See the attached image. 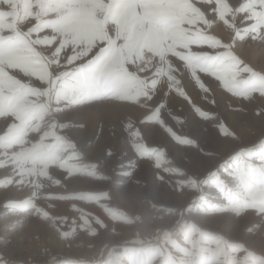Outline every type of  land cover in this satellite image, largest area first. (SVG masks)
<instances>
[{
  "label": "rangeland",
  "instance_id": "obj_1",
  "mask_svg": "<svg viewBox=\"0 0 264 264\" xmlns=\"http://www.w3.org/2000/svg\"><path fill=\"white\" fill-rule=\"evenodd\" d=\"M8 1L0 3V29L34 31V23L23 26L30 5ZM207 1L225 24L233 18L236 37L240 12L250 15L249 29L264 20V0L260 7L254 0L235 7ZM202 2L59 0L60 30L88 47H41L43 59L23 46L0 51L3 264H197L192 237L223 229L253 236L250 244L231 239L252 254V264H264V71L230 48ZM251 42L264 49L258 37ZM93 47L108 51L93 62ZM216 79L222 92L209 84ZM104 100L114 111L82 126L91 133L87 143L70 135L77 125L57 120ZM114 101L129 107L115 109ZM209 188L219 189V201ZM111 203L125 222L107 214ZM152 209L159 219L140 236L135 216ZM133 240L148 246L120 244ZM240 258L225 262L244 264Z\"/></svg>",
  "mask_w": 264,
  "mask_h": 264
},
{
  "label": "bare ground",
  "instance_id": "obj_2",
  "mask_svg": "<svg viewBox=\"0 0 264 264\" xmlns=\"http://www.w3.org/2000/svg\"><path fill=\"white\" fill-rule=\"evenodd\" d=\"M202 2V0H198V2ZM233 1V2H232ZM258 6L260 7V3L261 0H254ZM232 7H235L240 0H231ZM0 3L3 4V6H10L12 5L11 1H4V0H0ZM202 5L204 6V8L206 9V11L208 12L209 15V20L212 21V23H214V30L220 32L221 30L226 31L227 35V42L230 46V48H234L237 49L239 51V53L243 56L244 60H247L248 62L258 66L261 70L264 71V49L261 51H256L254 50V48L251 46L252 44V39L254 37H258L260 39V42H262L264 44V20L263 21H259V23L257 24V26H253L252 28H248L246 27L247 23L249 22V19L246 18V13L245 11L240 12L239 15V22H240V34L238 37H236V29L234 27V20L233 18H229L227 19L226 24L222 21V19L219 18V16L217 15V13L215 12L216 8L215 6L210 4V1H207L206 3L202 2ZM244 6V5H243ZM255 6V5H253ZM262 6V5H261ZM249 7V6H248ZM251 7V6H250ZM246 8V7H245ZM238 9V8H237ZM241 9V8H240ZM248 9V8H247ZM246 9V10H247ZM58 10V9H56ZM261 10V9H259ZM248 11V10H247ZM237 12V11H236ZM239 12V11H238ZM263 12V11H262ZM24 14V13H23ZM236 14V13H235ZM249 15V14H248ZM247 15V16H248ZM250 16V15H249ZM263 16V15H262ZM261 16V17H262ZM233 17V16H232ZM261 17L259 20H261ZM26 21L25 23H23V26H30L31 24L34 23L33 19L31 18V15L26 17ZM13 20V19H12ZM231 21V25L227 24ZM258 22V21H257ZM255 23V22H254ZM75 20L70 21V23L66 24V26L70 27L72 29V27H76L77 25ZM252 24V23H249ZM248 24V25H249ZM210 25V24H209ZM80 28V26L78 25V29ZM81 29V28H80ZM82 30V29H81ZM80 30V31H81ZM74 31V30H73ZM76 31V30H75ZM79 31V32H80ZM83 31V30H82ZM223 31V32H224ZM77 32V31H76ZM75 32V33H76ZM73 33V32H72ZM81 33V32H80ZM77 34V33H76ZM43 35V34H42ZM78 37V36H77ZM79 38V37H78ZM39 39V38H38ZM44 41V40H43ZM88 41V40H87ZM211 82H209V84L211 85V87L214 89V91H223L222 89V84L220 83V81L218 79L216 80H210ZM205 82V81H204ZM195 93V92H194ZM201 93V92H200ZM228 97V96H227ZM110 102L108 101H100V102H96L95 104H93V107L95 105V108L92 109L91 108V104H86V105H82L79 107H75V108H71L68 110L63 111L60 115L57 116V120L65 123V124H74L77 125L75 127V129H72V127L70 128L71 130L69 131L71 134V136L73 138H77L80 140H83V143H87L88 142V137H90L91 133L90 131L86 132L82 129V126L87 124L89 121L91 120H96L99 116V113L101 111L103 112H110L114 111V109L112 107H110L109 105ZM115 104L114 108L118 109V110H126L128 107L127 106H122V103L120 101L117 102H113V104ZM125 104V103H124ZM117 111V110H116ZM188 118V117H187ZM56 123V122H55ZM68 126H66L67 128ZM89 128V127H88ZM163 131V130H161ZM66 132V131H65ZM167 133V132H166ZM167 135V134H166ZM36 133L34 132L33 137H36ZM165 136V135H163ZM168 137V136H166ZM101 138V137H100ZM164 141V140H163ZM82 144V142H81ZM86 146V145H85ZM147 162L151 167H154V162L155 160H152L150 158H145L142 162ZM144 162V163H145ZM143 163V164H144ZM146 164V163H145ZM159 168V167H158ZM160 169V168H159ZM158 169V170H159ZM161 170V169H160ZM163 170H161L162 172ZM50 176V175H49ZM48 177V175H47ZM46 177V178H47ZM52 177V176H51ZM88 179V178H87ZM230 182L232 184V186L234 188H237L240 191V187H241V182H239L234 176L230 177ZM47 180V179H45ZM53 180V179H52ZM53 182V181H51ZM50 182V183H51ZM126 187V186H125ZM124 187V188H125ZM128 187V186H127ZM131 187V186H130ZM51 189V188H50ZM56 190V189H54ZM207 194L210 196L209 198L211 200L214 201H219L220 199H218L219 196V189L218 188H209L207 190ZM106 208V207H105ZM107 214H114L117 219L121 222H125L124 217H122L121 213H119L116 210L115 204L111 203L108 207H107ZM80 213V212H79ZM82 213V212H81ZM22 215V214H21ZM215 215V214H214ZM214 215L212 214L210 217H214ZM88 216V215H87ZM218 216V215H217ZM89 218L91 220H94L92 218V216H89ZM217 218V217H216ZM104 219L109 222V218H105ZM217 220V219H216ZM89 221V220H88ZM255 222L258 221V219H254ZM29 223V222H28ZM264 223V222H263ZM7 224V223H6ZM91 225V224H90ZM262 225V224H261ZM2 227L3 232L0 234L1 236L6 232V229L4 228L5 224L1 223L0 225ZM232 228V227H231ZM228 230V229H227ZM233 230V229H232ZM227 231L225 232L224 229L220 230V235L217 236L215 234H211L208 233L206 237H201L198 233H195V235L192 237V243L198 245V248L200 249L199 252V257L193 260L197 261V264H226V258L230 257V258H240L243 259L244 264H252V259L253 257H251V253H248V250L246 248H242L238 245H236L234 242H232L231 238H239L240 236H242L241 238L246 241L247 243H251V235L249 233H245V232H234V231ZM239 230V229H238ZM17 231H19V229L11 231V234H15ZM237 231V230H236ZM264 231V228H263ZM54 232V231H53ZM48 234V233H47ZM261 234V233H260ZM233 236V237H232ZM257 236V235H256ZM114 236H111V238H113ZM259 237V235L257 236V238ZM263 237V235L261 236V238ZM256 238V237H255ZM259 239V238H258ZM263 240V239H262ZM264 241V240H263ZM32 244V243H31ZM24 247V246H23ZM33 248V246H32ZM31 248V249H32ZM4 249V248H3ZM22 249V248H21ZM93 250V249H92ZM89 251V250H88ZM8 253V252H7ZM6 253V254H7ZM89 253V252H88ZM92 253V252H91ZM237 253V254H236ZM38 254V253H37ZM34 254V253H30L28 254V256L32 259V260H36L41 262L44 259L39 258V255ZM51 254V253H50ZM264 254V253H262ZM49 256V255H48ZM51 256V255H50ZM6 257V256H5ZM61 257V256H60ZM244 257V258H243ZM7 258H4L2 256V254L0 255V263H4L6 261ZM52 263H58L59 259L58 257H52L49 259ZM61 260V259H60ZM8 261V260H7ZM48 261V260H47ZM194 262V261H193ZM108 264H111L108 263ZM194 264V263H191Z\"/></svg>",
  "mask_w": 264,
  "mask_h": 264
},
{
  "label": "snow or ice",
  "instance_id": "obj_3",
  "mask_svg": "<svg viewBox=\"0 0 264 264\" xmlns=\"http://www.w3.org/2000/svg\"><path fill=\"white\" fill-rule=\"evenodd\" d=\"M25 2L30 5L35 30H29L27 33H17L13 29H0V51H3L6 47L23 46L34 53L36 58L43 59L42 54L39 52L41 47L57 45L55 51L59 52L64 47L82 49L89 46L82 43L71 33L60 30L63 21L60 13L56 10L59 0H25ZM6 32L9 34L5 35ZM44 39L50 40V43L43 44ZM101 43L108 44L109 42L102 41ZM93 51L97 53L93 57V62H95L100 60L108 49L105 48L103 51H99L93 47ZM89 56H92L91 52H89ZM4 67H6L5 64H0V68Z\"/></svg>",
  "mask_w": 264,
  "mask_h": 264
},
{
  "label": "built area",
  "instance_id": "obj_4",
  "mask_svg": "<svg viewBox=\"0 0 264 264\" xmlns=\"http://www.w3.org/2000/svg\"><path fill=\"white\" fill-rule=\"evenodd\" d=\"M158 219V213L153 209L148 211L146 215H137L135 216L134 231L140 236L149 235L153 232Z\"/></svg>",
  "mask_w": 264,
  "mask_h": 264
},
{
  "label": "trees",
  "instance_id": "obj_5",
  "mask_svg": "<svg viewBox=\"0 0 264 264\" xmlns=\"http://www.w3.org/2000/svg\"><path fill=\"white\" fill-rule=\"evenodd\" d=\"M121 245H127V246H130V245H134V246H148V242L147 241H136V240H133L131 242H126V243H120ZM114 246V245H112ZM105 254H104V258H105Z\"/></svg>",
  "mask_w": 264,
  "mask_h": 264
}]
</instances>
